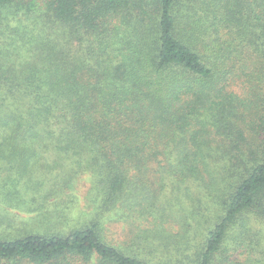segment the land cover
<instances>
[{"label":"trees","instance_id":"16d2710c","mask_svg":"<svg viewBox=\"0 0 264 264\" xmlns=\"http://www.w3.org/2000/svg\"><path fill=\"white\" fill-rule=\"evenodd\" d=\"M7 6L42 37L22 64L0 47V156L58 161L4 170L27 207H0L70 222L61 196L82 177L94 206L67 230L0 237V264H264V0ZM117 207L131 246L105 237Z\"/></svg>","mask_w":264,"mask_h":264},{"label":"rangeland","instance_id":"374dc122","mask_svg":"<svg viewBox=\"0 0 264 264\" xmlns=\"http://www.w3.org/2000/svg\"><path fill=\"white\" fill-rule=\"evenodd\" d=\"M9 7L10 6L6 7L8 10L1 7L6 16L0 18V47L2 48L1 60L6 62V60L11 59L16 60L19 64H22L24 61L28 60V52L26 55L27 47L37 45L42 37V34L39 31L40 29L38 27V23H30V21L26 18H20L18 14L12 12V10L15 9L11 7L9 10ZM10 12L15 14V16ZM24 32H28V35H26V33L24 34ZM4 47L7 52H3ZM9 52H11V55H8ZM17 55L21 56V58L17 57ZM51 161H58V159L50 155L48 157L45 155L33 156L29 153H15L8 156H0V175H4L6 171L8 174L16 175L14 177L23 176L24 174L34 177L37 176L36 172L40 171V166L50 163ZM84 178L85 177H82L81 180L75 184V186L70 185L71 183L65 185L64 195L61 196L62 198H66L68 207L73 208L72 210L70 209L71 213L74 214L70 222H66L65 218L60 217L59 219V217L56 216L42 217V215H39L38 210L35 212H28L12 209L7 212L0 207V237H18L27 230L34 232H41L45 230L58 232L67 230L70 226L75 225L73 223L77 220L82 222L87 221L90 216L89 211L93 210L92 206L94 205H92V202L88 197V195L91 196V192L90 194H87V180ZM2 180L3 179L0 178V182H2ZM22 191L24 190L11 187L9 185L7 187L2 186V188H0V202L4 206L15 204L20 206L17 209L26 208L27 206L24 202L26 199L23 198L20 193ZM25 192L26 194L33 193L31 189H25ZM18 195H20L22 200L18 198ZM51 199L54 203L60 200L57 197L55 199L52 197ZM51 205V207L47 205L46 209L45 207L42 208L41 213L46 214L57 212L54 210L53 204ZM61 205L62 203H59V206ZM56 206H58V204H56ZM48 208H50V212H47ZM107 213L114 216L113 218L115 221L106 223L104 228L105 237L109 241L114 242L121 247L125 246L127 243L128 246H131L134 243V240L130 232L128 233L129 225L125 221L126 218L124 216L123 208L117 207V209L110 210V212ZM57 221H59V223Z\"/></svg>","mask_w":264,"mask_h":264}]
</instances>
